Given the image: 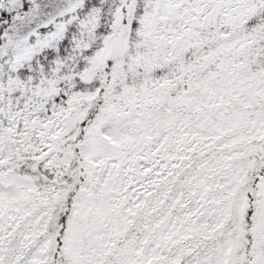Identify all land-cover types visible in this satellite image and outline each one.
Wrapping results in <instances>:
<instances>
[{"label": "snow or ice", "instance_id": "obj_1", "mask_svg": "<svg viewBox=\"0 0 264 264\" xmlns=\"http://www.w3.org/2000/svg\"><path fill=\"white\" fill-rule=\"evenodd\" d=\"M0 264H264V0H0Z\"/></svg>", "mask_w": 264, "mask_h": 264}]
</instances>
